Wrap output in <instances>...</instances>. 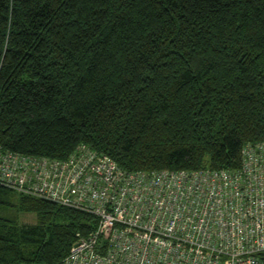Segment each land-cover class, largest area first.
<instances>
[{
  "label": "trees",
  "instance_id": "1",
  "mask_svg": "<svg viewBox=\"0 0 264 264\" xmlns=\"http://www.w3.org/2000/svg\"><path fill=\"white\" fill-rule=\"evenodd\" d=\"M263 138L264 0H0L2 148L194 169ZM95 223L0 183V264L60 260Z\"/></svg>",
  "mask_w": 264,
  "mask_h": 264
},
{
  "label": "built area",
  "instance_id": "2",
  "mask_svg": "<svg viewBox=\"0 0 264 264\" xmlns=\"http://www.w3.org/2000/svg\"><path fill=\"white\" fill-rule=\"evenodd\" d=\"M0 183L96 217L57 261L264 264V138L233 167L128 170L84 143L64 158L0 146Z\"/></svg>",
  "mask_w": 264,
  "mask_h": 264
},
{
  "label": "rangeland",
  "instance_id": "3",
  "mask_svg": "<svg viewBox=\"0 0 264 264\" xmlns=\"http://www.w3.org/2000/svg\"><path fill=\"white\" fill-rule=\"evenodd\" d=\"M34 221H35V214L34 213H18V222L19 223L34 222Z\"/></svg>",
  "mask_w": 264,
  "mask_h": 264
}]
</instances>
